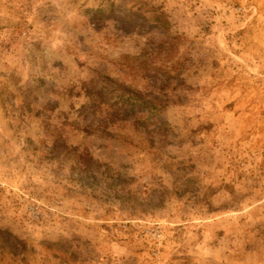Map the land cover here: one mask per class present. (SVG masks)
<instances>
[{"label":"rangeland","instance_id":"obj_1","mask_svg":"<svg viewBox=\"0 0 264 264\" xmlns=\"http://www.w3.org/2000/svg\"><path fill=\"white\" fill-rule=\"evenodd\" d=\"M0 264H264V0H0Z\"/></svg>","mask_w":264,"mask_h":264},{"label":"trees","instance_id":"obj_2","mask_svg":"<svg viewBox=\"0 0 264 264\" xmlns=\"http://www.w3.org/2000/svg\"><path fill=\"white\" fill-rule=\"evenodd\" d=\"M164 15L163 13L158 12L157 10H152L151 16L148 18L149 23L157 24L160 28L164 30V34H166L167 29H168V23L167 21L163 18ZM162 44H165L166 41H161Z\"/></svg>","mask_w":264,"mask_h":264}]
</instances>
